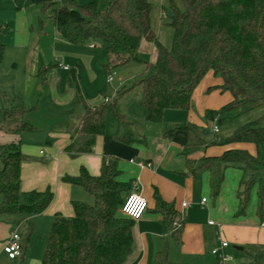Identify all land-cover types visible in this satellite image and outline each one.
Masks as SVG:
<instances>
[{
  "label": "trees",
  "instance_id": "trees-1",
  "mask_svg": "<svg viewBox=\"0 0 264 264\" xmlns=\"http://www.w3.org/2000/svg\"><path fill=\"white\" fill-rule=\"evenodd\" d=\"M37 6L55 31L75 46L95 44L105 54L101 69L113 76L115 71L139 64L142 71L135 81L122 85L112 100L90 107L80 91L78 70L71 69L69 86L75 91V103L83 113L75 136L64 149L75 158L90 154L95 140L105 133V118L114 113L118 125L116 139L124 145L140 144L132 132V123L116 112L120 98L134 88L140 90V107L148 123H161L166 110L187 111L197 84L209 72L222 80L217 87L230 93L229 104L216 111H206L205 119L224 124L258 106H264V0H184L183 11L171 6L167 26L173 30L170 48L162 46L151 29L152 7L149 0H105L106 10L97 12L95 2L80 6L77 0H28ZM42 25V20L39 19ZM141 41L156 50L154 62H148L138 52ZM2 52L0 48V62ZM39 67L40 82L47 80L52 70ZM111 82H108L109 84ZM27 110L9 107L0 112V130L11 134L34 133L35 128L23 120ZM177 131L186 133L187 141L181 151L187 173L207 171L209 190L216 198L227 167L242 171L241 191L238 192L237 216L244 214L250 194L256 187L258 217L264 220V118L263 125L251 122L238 128L226 139H214L211 145H252L254 155L243 150H227L219 157L199 160L190 156L206 146L197 129L189 124L173 125L161 130L169 140ZM19 143L0 145V214L34 217L50 205L53 194L22 192L21 165L27 161ZM118 160L102 161L97 176L80 167L77 175H64L62 183L78 187L91 197L92 204L71 201L73 215L54 214L45 240L40 264H123L131 252L134 221L122 216L119 209L131 191V182L118 180ZM155 213L161 216L165 232L171 231L176 212L174 206L154 193ZM180 228L172 232L176 241ZM33 233V223L27 221L21 238V255ZM252 264H262L261 255H251ZM152 264H174L168 260L167 245L157 252Z\"/></svg>",
  "mask_w": 264,
  "mask_h": 264
},
{
  "label": "crops",
  "instance_id": "crops-1",
  "mask_svg": "<svg viewBox=\"0 0 264 264\" xmlns=\"http://www.w3.org/2000/svg\"><path fill=\"white\" fill-rule=\"evenodd\" d=\"M28 2L0 0V112L9 107H22L27 110L23 120L36 131L11 134L0 130V145L19 143L21 152L28 158L21 165V191L43 192L49 189L53 198L47 209L34 217L0 214V264H40L41 259L28 256V243L19 258L8 259L2 247L9 234L16 231L23 238L27 221L33 223L34 231L36 223L48 225L56 213L71 217L70 203L73 200L91 203V197L81 189L62 183L60 179L64 175H77L80 167L89 175L97 176L102 161L109 158L118 160V180L131 182L147 202L146 212L132 227L131 252L123 264H152L164 245H167L168 260L174 264H217L211 250L218 247L219 240L228 243L225 253L235 263L250 258L251 262L247 264H252L251 253L261 255L264 264V220L261 221L257 214L256 187L251 191L244 214L237 216L242 171L233 166L225 168L219 194L213 198L209 190V173L197 171L189 174L186 171L185 159L180 154L187 141L186 133L177 131L169 140L161 137V130L167 126L189 124L198 132L205 123L208 124L205 112L219 110L232 100L230 93L217 89L222 80L210 72L206 74L192 93L191 108L187 111L166 110L159 124L146 121L140 107V94L134 102L129 100L127 93L118 100L116 109L132 123L134 136L142 142L134 145L118 142L116 120L110 130H106L105 122V133L96 138L92 152L70 158L64 149L75 136L83 108L75 103V91L68 84L69 76L62 79L60 71L77 69L88 83L80 84L79 80L83 99L90 107H97L109 100L98 87V80L101 81L105 74L98 64L102 54L92 43L79 50V46L63 40L46 22L39 24L43 17ZM138 52L148 62L155 61L156 50L152 44L141 41ZM49 65L53 68L47 80L40 82L37 77L39 67ZM125 81L129 80L119 79L111 92V100ZM37 91L44 95L36 102ZM202 141L206 146L194 152L190 159L219 157L227 150L255 153L252 145L218 146L211 145V141ZM155 192L164 202L172 204L176 212L173 224L178 223L179 227L174 228L172 224L168 233L161 225V216L154 211ZM202 199L204 203H201ZM183 203L185 207H182ZM209 222L213 225H208ZM180 225L176 241L172 232L177 231ZM233 251L244 255L237 256Z\"/></svg>",
  "mask_w": 264,
  "mask_h": 264
},
{
  "label": "rangeland",
  "instance_id": "rangeland-1",
  "mask_svg": "<svg viewBox=\"0 0 264 264\" xmlns=\"http://www.w3.org/2000/svg\"><path fill=\"white\" fill-rule=\"evenodd\" d=\"M77 1L80 6H85L91 2H95L96 10L97 12H100V13L104 12L107 7V3L105 0H77ZM149 2L152 7L151 29L154 32L159 43L165 48H170L172 37H173V30L169 26H167V23H168L169 17L171 16V6H173L178 12H182L184 0H149ZM35 8L40 13L39 8L37 6H35ZM41 20L42 22H46L48 27H53L52 23L47 21L45 17H43ZM84 46H87V45H84ZM84 48H87V47L79 46L77 49L81 50ZM98 51L99 53L102 54V60L99 61L98 64H103L105 62V54L100 49H98ZM71 68H73L72 65H71ZM141 71H142L141 65L129 64L115 71V75L113 76V82L111 84L107 82V75L103 74L104 75L103 79L101 81L98 80L99 81L98 87H100L99 90L100 92H102V94L105 95L107 99L111 100L110 99L112 95L111 92L112 90H114L115 87H117L119 79H123V80L128 79L129 81H125L124 83L126 86H129L135 81L137 74H139ZM60 74H61L62 79H64L65 77L69 76L70 71L69 72L60 71ZM83 78L84 76L80 74V84H85V85L88 84L87 80ZM41 93H42L41 91L39 93L38 91L35 93L36 95L35 97L37 98L36 102L37 100H39V97H41V95H44V93L42 94ZM139 94H140L139 88H134L132 91L129 92V95L127 96L130 97L129 99L130 101L135 102L136 99H138L137 96ZM129 109H131V105H129ZM132 110L135 112V108H133ZM116 112L118 113L117 110ZM263 118H264V106L260 105L254 108L253 110H250L249 112H246L240 116H237L233 118L232 120L227 121L221 125H217L216 123H209V122L208 124L205 123L204 127L198 129V133L201 139L204 141H211L214 137L217 139H226L232 134V132H234L235 130H237L238 128L242 127L245 124H250L251 122H258L260 125H263ZM105 122H106V130H110L111 128L114 127L115 118H114V113L112 111H109L106 114ZM213 125L217 126L218 128L217 134H214L212 132ZM37 148L44 150L42 146H38ZM89 204H92V202ZM35 225L36 226L32 233V237L30 238V241L28 242L27 254L30 257L32 255L34 259H41L44 246H45L44 241L46 240V236L49 230L50 223L46 225V223L41 222L39 224L36 223ZM232 253L237 256H239L240 254L241 255L243 254L242 252L238 253L237 251H233ZM249 261L251 262L250 258H247L246 260H242V261L237 260L239 264H247V262Z\"/></svg>",
  "mask_w": 264,
  "mask_h": 264
},
{
  "label": "built area",
  "instance_id": "built-area-1",
  "mask_svg": "<svg viewBox=\"0 0 264 264\" xmlns=\"http://www.w3.org/2000/svg\"><path fill=\"white\" fill-rule=\"evenodd\" d=\"M67 70L68 67H63ZM112 76L107 77V82H111ZM214 134H217L218 128L214 126L212 129ZM205 200L202 199L201 203H204ZM186 204L183 203L182 207H185ZM147 210V202L145 198L139 193L136 187H132L129 194L126 196L123 204L119 209V213L129 218L130 220L137 222L141 219L144 213ZM208 225H213V222H209ZM264 227V223L262 224ZM174 228H178L179 224L174 223ZM228 247V243L225 241L219 240L218 247H215L211 250V255L216 259L217 264H237L233 259L225 253V249ZM3 254L10 260H15L21 256V236L16 232L12 231L9 234L8 239L5 241L2 247Z\"/></svg>",
  "mask_w": 264,
  "mask_h": 264
},
{
  "label": "water",
  "instance_id": "water-1",
  "mask_svg": "<svg viewBox=\"0 0 264 264\" xmlns=\"http://www.w3.org/2000/svg\"><path fill=\"white\" fill-rule=\"evenodd\" d=\"M236 250H241V248H236Z\"/></svg>",
  "mask_w": 264,
  "mask_h": 264
}]
</instances>
